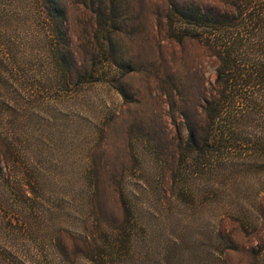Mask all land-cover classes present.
Listing matches in <instances>:
<instances>
[{"label":"rangeland","instance_id":"obj_1","mask_svg":"<svg viewBox=\"0 0 264 264\" xmlns=\"http://www.w3.org/2000/svg\"><path fill=\"white\" fill-rule=\"evenodd\" d=\"M176 1L0 0V264H264V159L187 140L218 60Z\"/></svg>","mask_w":264,"mask_h":264},{"label":"trees","instance_id":"obj_2","mask_svg":"<svg viewBox=\"0 0 264 264\" xmlns=\"http://www.w3.org/2000/svg\"><path fill=\"white\" fill-rule=\"evenodd\" d=\"M168 11L173 37L197 40L218 60L201 133L188 126L187 140L203 153L213 148L218 162L235 155L264 159V0H216L208 5L177 0ZM57 23L49 18L47 25L56 32ZM62 51L54 52L53 60L71 64L65 57L69 49Z\"/></svg>","mask_w":264,"mask_h":264}]
</instances>
